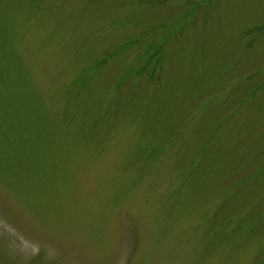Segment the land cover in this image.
<instances>
[{
    "label": "rangeland",
    "instance_id": "374dc122",
    "mask_svg": "<svg viewBox=\"0 0 264 264\" xmlns=\"http://www.w3.org/2000/svg\"><path fill=\"white\" fill-rule=\"evenodd\" d=\"M9 39L0 264H264V0H0Z\"/></svg>",
    "mask_w": 264,
    "mask_h": 264
},
{
    "label": "trees",
    "instance_id": "16d2710c",
    "mask_svg": "<svg viewBox=\"0 0 264 264\" xmlns=\"http://www.w3.org/2000/svg\"><path fill=\"white\" fill-rule=\"evenodd\" d=\"M37 5V4H36ZM13 46V47H12ZM7 48V47H10V48H12L13 50L12 51H10V52H3V51H0V65H1V63L3 62V64L1 65V67H0V74H1V72L2 71H5L6 72V74H5V76L6 77H11L10 76V73L11 74H13V75H15V73H13V72H11V71H9L10 69L8 68V66L11 68V66H12V63H13V61L15 62H20V59H19V57L17 56V54H16V52L14 51V49L15 50H17L16 49V47L14 46V43H13V41H12V39L10 40H3L2 42H0V48ZM15 47V48H14ZM3 66H5L6 68L5 69H2V67ZM140 68L142 69L143 67L140 65ZM144 69V68H143ZM4 72V73H5ZM20 77V76H19ZM17 78V76L15 75V78L14 79H16ZM149 80H151V81H154V82H156L155 80H154V76L153 77H151V79H149ZM18 81V80H17ZM17 84H18V82L16 83V81H15V85L12 87V88H16L17 87ZM257 89V88H256ZM17 91V90H16ZM253 94H255V89H250V90H248L246 93H245V96H243V97H240L239 99H238V107L235 109V111H238L239 110V105H242L243 106V103L247 100V98H246V96H248V98H250ZM117 110V106H116V109H115V111ZM262 148V147H261ZM191 173V176L193 175V172H190ZM190 177V176H189ZM264 192V191H263ZM241 196H243V194H241Z\"/></svg>",
    "mask_w": 264,
    "mask_h": 264
}]
</instances>
